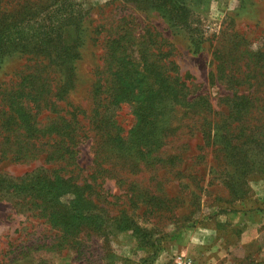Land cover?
Here are the masks:
<instances>
[{"label": "rangeland", "instance_id": "rangeland-1", "mask_svg": "<svg viewBox=\"0 0 264 264\" xmlns=\"http://www.w3.org/2000/svg\"><path fill=\"white\" fill-rule=\"evenodd\" d=\"M23 1L0 0V16ZM77 1L85 16L77 32L75 82L54 110L79 108L84 134L69 168L92 184L82 192L97 205L96 215L82 203L71 207V193H49L50 207L36 210L28 191L1 182L0 264H169L177 252L208 264H264V55H258L264 0H186L184 24L175 21L178 0ZM113 56L124 57L125 65ZM253 56L260 59L250 72L242 64L251 65ZM41 62L47 61L4 52L0 98ZM160 74L177 76V88L194 103L168 102L152 126L140 125L138 140H102L91 129L98 77L118 76L127 86L144 82L113 109L126 132L139 121L138 106L153 100ZM239 93L248 101L246 112L232 106L242 100L235 98ZM48 113L55 116H40ZM2 120L0 113V179L67 163L44 160L54 135L45 153L13 159L14 146L2 140L8 133L15 140L16 130L13 124L6 130ZM55 205L64 207L58 222Z\"/></svg>", "mask_w": 264, "mask_h": 264}, {"label": "trees", "instance_id": "trees-1", "mask_svg": "<svg viewBox=\"0 0 264 264\" xmlns=\"http://www.w3.org/2000/svg\"><path fill=\"white\" fill-rule=\"evenodd\" d=\"M166 0L162 1L164 4ZM186 0H178L177 13L175 21L178 24L187 23L189 17V9L185 7ZM82 4L77 0H24L18 5L12 13H3L0 16V56L4 52L22 51L28 53L34 58H41L46 63L39 64L34 71L29 74L28 79H22L17 86H12L9 90L2 91L0 98V113L5 115L7 120L6 130L13 131L12 124L16 130L15 140H9V133L2 140L3 145L12 144L14 148H10L13 153V159L26 161L33 159L36 154L44 152V145L53 137V149L46 151L44 160L50 162L55 159H64L67 162L64 166L58 168L38 167L27 171L23 176L9 177V179H0V185L9 182L10 185L19 191H28L31 199L30 205L34 209L50 207L47 200V194L71 193L74 197L71 207L78 209L85 204L86 213L95 216L94 213L97 205L91 198L83 196V190L91 187L92 184L80 179V174H75L69 166H71L75 154L77 152L76 145L83 137V125L78 120V107L72 105V110L61 109V113L56 108V101L64 98L71 85L74 84V62L80 55L78 50L81 44V35L77 34L79 25L84 18ZM112 42L111 45H114ZM111 56L112 54L109 53ZM258 55H264L261 50ZM251 65L242 64L244 68L255 71V67L260 57L253 56ZM113 61L123 67L125 65L124 57L113 56ZM261 66L264 67V61ZM163 68L162 66H156ZM45 68H51L58 74V79L50 78ZM157 71L161 72V70ZM248 71V70H247ZM112 71L111 74H116ZM130 72L127 73L129 75ZM116 77L101 78L98 77L92 88V110L89 115L91 129L97 130L102 140H118L122 143L125 140H138L140 125L147 124L152 126L159 116L160 112L168 102L191 105L194 100H187L186 94L177 88L179 79L172 75H159V81L155 80V95L153 100L147 104L138 106L134 116L139 117L128 131H124L122 126L117 123L115 112L113 109L125 101H128L129 92L133 88L141 87L142 80H133L130 86L123 83L121 79ZM136 81V83L134 82ZM138 82V83H137ZM140 82V84H139ZM184 84V81H181ZM128 98V99H127ZM235 98H241V101L233 102V108L237 112H246L248 110V101L243 93L235 95ZM180 104V103H179ZM109 106L113 108L109 109ZM246 109V110H245ZM44 111H51L49 114L40 116ZM109 111V112H108ZM68 115V116H67ZM145 130V128H142ZM151 130V127H147ZM240 131L242 126L240 125ZM81 133H83L81 135ZM7 152V151H5ZM63 160V161H64ZM2 182V184H1ZM8 185V186H10ZM55 203V201H52ZM82 203L79 207L78 204ZM55 211L52 213L56 222L63 219L64 207L55 205ZM49 212V211H48ZM81 217L82 214L77 213ZM97 231L104 232L98 226ZM107 230V233H111ZM101 232V233H102Z\"/></svg>", "mask_w": 264, "mask_h": 264}, {"label": "built area", "instance_id": "built-area-1", "mask_svg": "<svg viewBox=\"0 0 264 264\" xmlns=\"http://www.w3.org/2000/svg\"><path fill=\"white\" fill-rule=\"evenodd\" d=\"M169 264H208V263L204 261H200L188 254L177 252L172 256Z\"/></svg>", "mask_w": 264, "mask_h": 264}]
</instances>
